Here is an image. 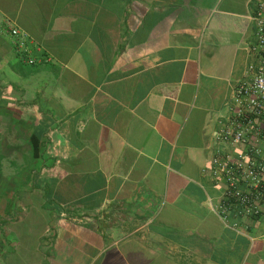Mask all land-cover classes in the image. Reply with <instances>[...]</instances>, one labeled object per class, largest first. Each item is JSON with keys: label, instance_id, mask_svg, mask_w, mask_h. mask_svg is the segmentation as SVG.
Segmentation results:
<instances>
[{"label": "crops", "instance_id": "1", "mask_svg": "<svg viewBox=\"0 0 264 264\" xmlns=\"http://www.w3.org/2000/svg\"><path fill=\"white\" fill-rule=\"evenodd\" d=\"M255 13L256 0H0V264H264V210L233 229L207 174Z\"/></svg>", "mask_w": 264, "mask_h": 264}, {"label": "built area", "instance_id": "2", "mask_svg": "<svg viewBox=\"0 0 264 264\" xmlns=\"http://www.w3.org/2000/svg\"><path fill=\"white\" fill-rule=\"evenodd\" d=\"M255 40L249 48L251 61L237 81L227 113L217 122L215 148L207 174L221 185L217 200L209 198L215 213L233 229L231 219L259 218L264 210V0H256ZM16 50L34 64L29 35L11 26Z\"/></svg>", "mask_w": 264, "mask_h": 264}, {"label": "rangeland", "instance_id": "3", "mask_svg": "<svg viewBox=\"0 0 264 264\" xmlns=\"http://www.w3.org/2000/svg\"><path fill=\"white\" fill-rule=\"evenodd\" d=\"M4 264V263H3Z\"/></svg>", "mask_w": 264, "mask_h": 264}]
</instances>
